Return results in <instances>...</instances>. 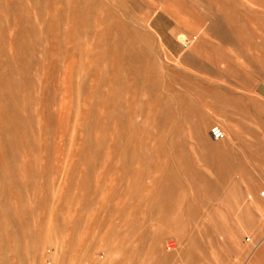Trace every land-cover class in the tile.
<instances>
[{"label":"rangeland","instance_id":"obj_1","mask_svg":"<svg viewBox=\"0 0 264 264\" xmlns=\"http://www.w3.org/2000/svg\"><path fill=\"white\" fill-rule=\"evenodd\" d=\"M263 190L264 0H0V264H264Z\"/></svg>","mask_w":264,"mask_h":264},{"label":"built area","instance_id":"obj_2","mask_svg":"<svg viewBox=\"0 0 264 264\" xmlns=\"http://www.w3.org/2000/svg\"><path fill=\"white\" fill-rule=\"evenodd\" d=\"M211 137L213 140H218L223 136L221 128L217 125L210 129ZM261 197L264 199V190L260 193Z\"/></svg>","mask_w":264,"mask_h":264},{"label":"bare ground","instance_id":"obj_3","mask_svg":"<svg viewBox=\"0 0 264 264\" xmlns=\"http://www.w3.org/2000/svg\"><path fill=\"white\" fill-rule=\"evenodd\" d=\"M258 254V256L260 255V257H262V259H264V248H262V249H260L258 252H257ZM256 254V253H255ZM248 262H250V261H248ZM254 262V261H253ZM247 264V263H246ZM254 264V263H253Z\"/></svg>","mask_w":264,"mask_h":264}]
</instances>
